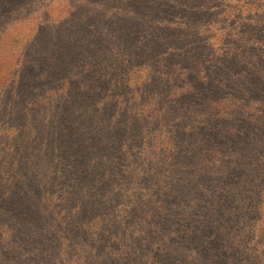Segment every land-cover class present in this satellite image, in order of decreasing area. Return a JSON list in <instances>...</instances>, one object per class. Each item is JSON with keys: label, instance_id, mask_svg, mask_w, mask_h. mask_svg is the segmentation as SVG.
Segmentation results:
<instances>
[{"label": "rangeland", "instance_id": "obj_1", "mask_svg": "<svg viewBox=\"0 0 264 264\" xmlns=\"http://www.w3.org/2000/svg\"><path fill=\"white\" fill-rule=\"evenodd\" d=\"M0 264H264V0H0Z\"/></svg>", "mask_w": 264, "mask_h": 264}, {"label": "trees", "instance_id": "obj_2", "mask_svg": "<svg viewBox=\"0 0 264 264\" xmlns=\"http://www.w3.org/2000/svg\"><path fill=\"white\" fill-rule=\"evenodd\" d=\"M179 56H182V57H183V56H185V55H183V54H179Z\"/></svg>", "mask_w": 264, "mask_h": 264}]
</instances>
